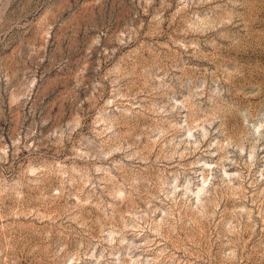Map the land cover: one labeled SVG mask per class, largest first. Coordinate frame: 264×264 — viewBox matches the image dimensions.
<instances>
[{"label": "rangeland", "instance_id": "obj_1", "mask_svg": "<svg viewBox=\"0 0 264 264\" xmlns=\"http://www.w3.org/2000/svg\"><path fill=\"white\" fill-rule=\"evenodd\" d=\"M0 264H264V0H0Z\"/></svg>", "mask_w": 264, "mask_h": 264}]
</instances>
